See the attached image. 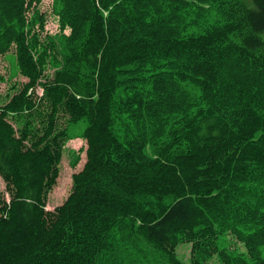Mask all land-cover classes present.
Listing matches in <instances>:
<instances>
[{
	"label": "trees",
	"instance_id": "trees-1",
	"mask_svg": "<svg viewBox=\"0 0 264 264\" xmlns=\"http://www.w3.org/2000/svg\"><path fill=\"white\" fill-rule=\"evenodd\" d=\"M39 2L0 0V264H264V0Z\"/></svg>",
	"mask_w": 264,
	"mask_h": 264
},
{
	"label": "rangeland",
	"instance_id": "rangeland-1",
	"mask_svg": "<svg viewBox=\"0 0 264 264\" xmlns=\"http://www.w3.org/2000/svg\"><path fill=\"white\" fill-rule=\"evenodd\" d=\"M39 10L45 14V29L42 32V35L46 32L53 34L58 32V18L55 16L52 9V0H40L38 4ZM66 33L69 32V29L65 30ZM14 49L6 53L5 56H0V98L5 99V94L8 93V87L10 84L15 83L16 86H19L22 82H25L27 79L21 76L18 73V67L15 63ZM37 93L42 94L41 88H37ZM10 94V91H9ZM85 126L84 122H79L76 125H73L69 129L71 136H76L69 139L64 147L62 158L59 165V175L56 179V183L51 188L47 196L46 209L52 210L54 207L63 203L70 192L71 188V175L72 173L78 172L84 162H85V149L86 141L85 139L78 137L77 135L81 134ZM78 156V162L75 166L72 165L73 161L76 160ZM5 184L0 178V192H4ZM228 239V248H239L243 249L241 243H239L234 236L231 234L227 235ZM220 245H223V242H220ZM177 254L180 258L187 260L189 257V245L180 244L177 247ZM214 262V261H213ZM213 264V263H211Z\"/></svg>",
	"mask_w": 264,
	"mask_h": 264
}]
</instances>
